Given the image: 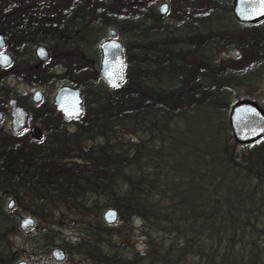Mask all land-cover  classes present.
<instances>
[{
	"label": "trees",
	"instance_id": "trees-1",
	"mask_svg": "<svg viewBox=\"0 0 264 264\" xmlns=\"http://www.w3.org/2000/svg\"><path fill=\"white\" fill-rule=\"evenodd\" d=\"M160 2L169 4L167 22L155 9ZM229 12L230 0H0V34L14 56L0 68V112L14 97L11 74L52 80L16 65L32 47L67 51L76 30L91 43L92 25L128 38L120 43L123 80L113 89L87 53L78 119L63 120L47 104L29 117L39 141L0 129V195L43 221L46 234L58 206L140 220L143 252L125 258L83 248L96 264H264V138L237 148L225 126L227 96L250 69L216 59L229 48L215 17ZM199 112L211 114L213 134L193 123ZM89 196L97 201L86 207ZM101 226L97 220L90 235L106 236ZM15 230L0 210V264L13 258L4 253Z\"/></svg>",
	"mask_w": 264,
	"mask_h": 264
},
{
	"label": "rangeland",
	"instance_id": "rangeland-1",
	"mask_svg": "<svg viewBox=\"0 0 264 264\" xmlns=\"http://www.w3.org/2000/svg\"><path fill=\"white\" fill-rule=\"evenodd\" d=\"M161 3L162 2L155 6L156 11L159 4ZM166 3L169 8L168 2ZM215 18L218 21L216 22V25H222V27H225L226 30H232L234 28V25L230 24L231 17L229 13L217 14V17ZM168 20L169 18L167 10V13L162 16V22H167ZM109 30H112V28H101V26L98 27L95 25L91 26L92 39L91 43H87L86 49L91 63L93 62L96 66L99 59V53L96 46L100 41L109 38ZM115 39L122 43L128 38L125 34H121L116 31ZM6 52L13 55L11 50L6 49ZM59 52V50L50 52L53 56L52 57L50 55V61L54 67L59 65L60 61L62 60V55L59 54ZM67 53L69 52L67 51ZM247 54L248 53L244 51L243 57L244 59L246 57L247 60H250L249 54ZM225 58L226 52L216 54V59L220 61H223ZM16 65H21L22 70L26 69L25 63H16ZM89 68L91 69L92 66ZM93 71L96 72L97 67ZM55 72L61 77L58 79H53L52 83L47 85H43V83L37 81H32L33 79L24 80L22 73V77L11 74L7 78V87H9L8 89L13 92L16 91L20 93L18 97L14 96L12 98L16 99L17 103L19 102L18 105L27 109L30 113V116L32 115V108H35V112H38V110L44 109L47 104L51 105L55 89L62 85H67L66 82L62 80V78H65L63 77L64 69L62 67H57ZM34 90H38L43 93L41 96L42 99L37 105L32 103L30 97ZM232 90L233 92L227 96L230 106L234 105L238 101H251L264 112V68L262 71L258 72L257 68H255V66L252 64L249 71L245 74L244 79H242L240 83L237 84V86ZM82 96V108L85 110V95L82 94ZM6 101L7 99L4 101V104ZM228 114L229 110L225 114V126L227 134L231 138L228 128ZM212 116L214 117V115ZM193 118V123L197 122L198 126H203L202 129H204L203 131L205 133L209 135L213 134L215 123L212 122L213 118L209 112H199ZM31 125L39 127L37 123H30L29 126ZM28 128L20 132L19 135L24 134L28 136ZM0 129L10 132L7 109H5L4 112H0ZM34 141L37 140L34 139ZM240 147V145L237 146V148ZM9 201L12 200L0 195V210L7 212L6 205ZM96 201L97 199L89 196L86 201V207H89ZM98 203L101 202L98 201ZM106 209L107 208H101L98 211L90 213L89 211L80 212L75 209L72 210L64 206H58L54 209L52 208L51 222L54 225L52 228L49 227V234H46L45 226L47 225H45L43 221L37 220V218L24 213L22 209L15 206L13 202V208L9 212L14 218L16 230L9 235L8 244L11 247L12 252H10L11 250H7L4 253L5 255L12 254L11 256L13 258L9 264H17L19 262L24 264H96L89 256L84 253L83 248H88L91 251L101 249L103 252H108V254L115 253L116 255L125 258L126 256L130 257L134 254L142 253L145 248V238L142 237L144 230L141 229L140 220L133 219L131 221H122L117 218L114 224L105 225L102 222L101 217L102 213ZM27 217L33 219V227L26 231H20L18 229V224L21 219ZM97 220L101 223V227L107 230L104 234L106 236L103 238L90 235V231L91 229H94ZM101 227L99 231L100 233L103 230ZM53 250H60L63 253L64 258L60 262H53L51 257Z\"/></svg>",
	"mask_w": 264,
	"mask_h": 264
},
{
	"label": "water",
	"instance_id": "water-1",
	"mask_svg": "<svg viewBox=\"0 0 264 264\" xmlns=\"http://www.w3.org/2000/svg\"><path fill=\"white\" fill-rule=\"evenodd\" d=\"M166 2L159 4L157 12L160 16L167 13ZM232 14L236 21L241 23H255L264 18V0H233ZM115 31L109 30V38L101 41L97 45L99 61L97 66V76L108 89L117 87L123 80V57L121 44L115 39ZM4 46L3 36L0 34V50ZM34 55L38 62L45 63L48 53L41 46L35 48ZM10 64V56L0 53V66ZM41 100L39 92H35L31 98L33 104H38ZM52 106L56 113L64 119H78L82 114L81 97L77 90L60 87L54 94ZM9 116V130L13 135L28 128V111L16 105L14 99L6 102ZM228 128L233 141L240 146H247L257 142L264 137V112L251 101H238L231 106L228 114ZM27 135L32 140H40L41 130L36 126L28 128ZM13 208V202L9 201L6 210ZM102 221L106 225L114 224L117 219L113 209H106L102 213ZM32 218H23L18 224L20 231H26L33 227ZM52 257L59 261L62 254L58 250L52 252ZM17 264H24L19 262Z\"/></svg>",
	"mask_w": 264,
	"mask_h": 264
},
{
	"label": "flooded vegetation",
	"instance_id": "flooded-vegetation-1",
	"mask_svg": "<svg viewBox=\"0 0 264 264\" xmlns=\"http://www.w3.org/2000/svg\"><path fill=\"white\" fill-rule=\"evenodd\" d=\"M232 2H233V0H231V2H230L229 15L231 17V20H230L231 23L230 24L234 25V28L232 30L231 29L227 30L228 34H227V39H226L225 44L229 48V50H227L226 58L224 60H227V61L231 60V61H235V62L239 61V63L241 65L243 64V67H248V66L251 67V65L253 64L255 66V68H257L258 72H260L264 68V18H262L261 20L255 22V23L238 22L234 19L233 14H232ZM214 24H216V20H215ZM220 26H222V25H220ZM69 36L72 37L71 41L73 43L71 44V46L67 50L69 53H67V51L59 50L60 51L59 54L62 55V60L60 61L59 65L54 67V65L51 64V61H49V56L51 53L42 44L32 47L30 50V53L20 54L19 57H17V59H16V63H25L26 66H28V67L32 66V68H35L36 70L42 69V70H44V71H46L52 75V80L58 79L61 77L55 72V69L57 67L58 68L62 67L64 69V73H63L64 76L63 77H65V78H62V80H64L67 85H62L60 87H68V88L77 90L80 94V97H81V106H82V103H83L82 92L86 88L87 67H88V62H87V57H86L87 56L86 30L85 31L80 30L79 32H78V30H76L74 32V34H71L69 32L68 37ZM3 40H4V45H5L4 37H3ZM249 45L254 46L256 53L250 56V60H247L246 57L244 59L243 52L246 51V49L247 50L250 49ZM39 46L43 47L45 49V51L48 53V59L45 63L38 62L37 58L34 55L35 48H37ZM1 52L8 54L10 56V64H11V62L14 60V56L9 54L8 52H6V49L4 48V46H3L2 50H0V53ZM24 59H26V60H24ZM98 61H99V59H98ZM97 65H98V62H97ZM8 66L9 65L4 66V67L0 66V68H6ZM96 76H97V73H96ZM52 80L49 83H52ZM73 85L79 86V87H74ZM38 86H41V85H38ZM60 87H58V88H60ZM58 88L55 89L54 94ZM35 92H39L40 96L43 95V93H41L40 91L34 90L30 96L31 98ZM13 94H14V96H17V97L20 95V93H18L16 91H14ZM54 94H53V97H54ZM53 97H52V100H53ZM41 99H42V97H41ZM15 101H16V99H15ZM16 104H18L17 101H16ZM51 105H52V102H51ZM5 106H6V102H5ZM6 109H7V107H6ZM82 110H83V108H82ZM54 112H55V110H54ZM56 114L59 117H61L59 113H56ZM29 117H30V113L28 111V120H27L28 126L30 124ZM62 119L63 120H73V119H64V118H62ZM31 126H35V125H31ZM37 128H39V127H37ZM58 251H60V250H58ZM60 253L62 254V259H63L64 255L61 251H60ZM51 257H52V253H51ZM52 259H53L54 263L60 262L62 260L61 259L59 261H56L53 257H52Z\"/></svg>",
	"mask_w": 264,
	"mask_h": 264
}]
</instances>
